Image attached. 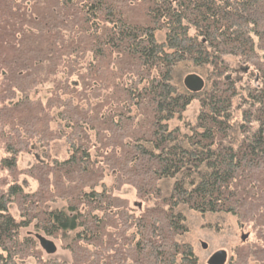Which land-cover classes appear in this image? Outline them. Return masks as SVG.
<instances>
[{"label":"trees","instance_id":"1","mask_svg":"<svg viewBox=\"0 0 264 264\" xmlns=\"http://www.w3.org/2000/svg\"><path fill=\"white\" fill-rule=\"evenodd\" d=\"M0 150V264H198L190 212L264 264V0H0Z\"/></svg>","mask_w":264,"mask_h":264},{"label":"rangeland","instance_id":"2","mask_svg":"<svg viewBox=\"0 0 264 264\" xmlns=\"http://www.w3.org/2000/svg\"><path fill=\"white\" fill-rule=\"evenodd\" d=\"M36 94L37 96L44 95V91L39 90ZM195 109L196 106L193 105L189 108L188 112L194 114ZM63 146L64 145H62V142H59L57 148H61L62 152H65V148ZM38 153L39 151L36 149L32 151V154L20 155L17 160V170L19 169L23 171L24 169L33 165L37 160ZM64 155V153L61 154V156ZM2 156L3 152L0 150V159L2 158ZM0 175H3V173H0ZM15 177L19 184H21L25 192H32L36 189L37 183L28 176H25L23 174H16ZM117 193L121 198L127 200L130 205H132V207L136 209V213L141 211L138 203L139 200L136 198L135 193L132 189L123 187ZM16 212L17 211L15 207H11V213L16 215ZM187 230L188 231L186 232L183 240L192 246L193 251L198 258V264H206L209 257L219 250H223L227 253L226 264H228V262H230V260L233 258L234 250L242 245V242L244 241L243 238L247 236L246 233H248L249 231V229L240 226L237 223L236 219L229 215H200L193 212H190L187 215ZM31 232L32 230L30 229L27 231V233ZM46 239L52 241L55 244L56 253L51 256L46 255L45 252L39 247L37 242V249L41 251V255H43L44 258L56 257L60 259H69L68 252L61 249L60 242L52 240L50 238ZM202 243L207 245L206 249L202 248ZM25 264H36V262L30 259Z\"/></svg>","mask_w":264,"mask_h":264},{"label":"water","instance_id":"3","mask_svg":"<svg viewBox=\"0 0 264 264\" xmlns=\"http://www.w3.org/2000/svg\"><path fill=\"white\" fill-rule=\"evenodd\" d=\"M183 84L185 88L192 93H198L204 87L203 79L196 74H189L185 76V78L183 79ZM34 237L37 240L39 247L45 252L46 255L51 256L56 253V246L52 241L39 234H36ZM201 246L203 249H206L207 247V245L204 243H202ZM226 262L227 253L223 250H219L209 257L207 264H226Z\"/></svg>","mask_w":264,"mask_h":264},{"label":"bare ground","instance_id":"4","mask_svg":"<svg viewBox=\"0 0 264 264\" xmlns=\"http://www.w3.org/2000/svg\"><path fill=\"white\" fill-rule=\"evenodd\" d=\"M183 86H184V84H183ZM184 88H185V86H184ZM186 89V88H185ZM187 90V89H186ZM190 92V91H189ZM192 93V92H191ZM244 239V238H243ZM208 261V260H207ZM206 264H207V262H206Z\"/></svg>","mask_w":264,"mask_h":264}]
</instances>
